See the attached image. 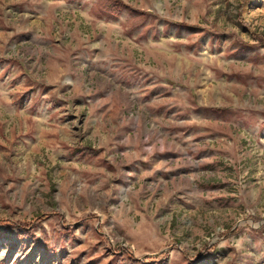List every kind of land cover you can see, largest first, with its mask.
Segmentation results:
<instances>
[{"label": "rangeland", "instance_id": "obj_1", "mask_svg": "<svg viewBox=\"0 0 264 264\" xmlns=\"http://www.w3.org/2000/svg\"><path fill=\"white\" fill-rule=\"evenodd\" d=\"M0 264H264V0H0Z\"/></svg>", "mask_w": 264, "mask_h": 264}]
</instances>
